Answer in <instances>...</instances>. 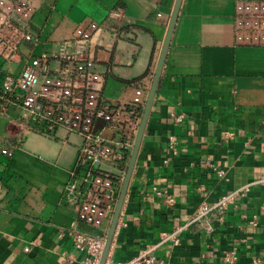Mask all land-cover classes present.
Masks as SVG:
<instances>
[{"label":"crops","instance_id":"1","mask_svg":"<svg viewBox=\"0 0 264 264\" xmlns=\"http://www.w3.org/2000/svg\"><path fill=\"white\" fill-rule=\"evenodd\" d=\"M30 1L35 6L31 31L38 44H23L20 56L53 51L82 19L105 22L109 8L125 10L122 36L112 49L96 50L97 68L111 70L103 97L113 102L131 97L132 81L152 77L167 28L156 14L170 16L174 4V0ZM235 1H181L105 264L136 255L177 224L185 225L179 243L155 249L162 264H223L220 251L232 247L238 257L234 264H249L252 255L264 258V185L255 182L264 171V46L234 43ZM19 67L5 65L0 58V81L5 69L17 72ZM177 114L183 115L180 122L173 118ZM101 125L96 119L94 128ZM10 128L0 115V146L11 147ZM223 131L232 136L221 139ZM169 136L177 141L172 157ZM79 143V136L63 129L55 136L30 132L11 157L0 153V264H82L84 254L59 230L75 222L81 231L106 234V224L95 228L78 220L64 201V185ZM206 161L224 169L226 179ZM245 184L249 192L229 207L223 222L213 224L211 234L188 224L202 199L213 201ZM154 186L171 193L176 203L165 205L152 191ZM253 217L254 226L248 222Z\"/></svg>","mask_w":264,"mask_h":264},{"label":"built area","instance_id":"2","mask_svg":"<svg viewBox=\"0 0 264 264\" xmlns=\"http://www.w3.org/2000/svg\"><path fill=\"white\" fill-rule=\"evenodd\" d=\"M34 12L30 0H0V58L5 65L20 64L17 72L5 69L0 81V115L8 119L11 125L8 135L13 140L11 147L0 146V153L11 157L13 149L30 132L55 136L58 129H63L67 134L79 136L80 143L64 185V201L78 220L95 228L108 226L152 77L132 81L128 100L113 102L103 97L105 79L111 70L97 68L96 50L112 49L122 36L126 19L122 7L109 8L105 22L82 19L71 36L59 41L51 52L20 56L23 44H38L31 31ZM156 16L164 25L168 24L169 16L160 12ZM232 27L236 45L264 46V0H236ZM12 109L17 113H11ZM173 118L180 122L183 115ZM96 119L102 120L98 129L94 128ZM231 136L228 131L221 133V139ZM168 149L171 157L176 154L175 136L168 137ZM205 165L226 179L224 169L216 168L210 161ZM255 182L264 185V171ZM198 190L205 189L200 186ZM2 191L0 181V194ZM152 191L165 205L176 203L168 191L156 186ZM248 192L249 185L245 184L223 192L213 201L202 199L193 208L188 224L211 234L213 224L223 222L229 207ZM248 222L256 225L254 217ZM184 229L185 225H174L160 232L158 242L146 244L136 255L114 264H162L155 249L167 242L177 245ZM63 234L69 236L76 251L84 254L82 264H99L105 234L81 231L75 222L59 230V235ZM219 259L223 264H234L238 259L235 247L221 250ZM249 264H264V258L252 255Z\"/></svg>","mask_w":264,"mask_h":264},{"label":"water","instance_id":"3","mask_svg":"<svg viewBox=\"0 0 264 264\" xmlns=\"http://www.w3.org/2000/svg\"><path fill=\"white\" fill-rule=\"evenodd\" d=\"M181 1L182 0H174L173 8L169 16V21H168L166 32H165L164 41H163L161 51H160V54H159L152 78H151V83H150V87L147 93V97H146V100H145V103L142 109L138 131L135 136L132 149L129 153V159H128L126 171L122 179V182L120 184L115 206H114V209H113V212H112L109 224H108L107 232L105 234V241H104L103 250L100 256L99 264H105L106 259H107L108 251H109L111 241H112L115 229H116L121 207L124 202V198L126 195L131 173H132V170L135 164V159H136L137 151L139 148V144H140L143 131H144V128L147 122L151 104H152V101H153V98H154V95H155V92H156V89L159 83L161 70H162V67L165 61L167 48L169 46L171 35H172L173 29L175 26V22H176V18L179 12Z\"/></svg>","mask_w":264,"mask_h":264},{"label":"rangeland","instance_id":"4","mask_svg":"<svg viewBox=\"0 0 264 264\" xmlns=\"http://www.w3.org/2000/svg\"><path fill=\"white\" fill-rule=\"evenodd\" d=\"M9 70V69H8Z\"/></svg>","mask_w":264,"mask_h":264}]
</instances>
